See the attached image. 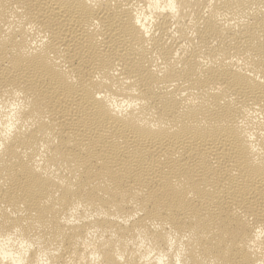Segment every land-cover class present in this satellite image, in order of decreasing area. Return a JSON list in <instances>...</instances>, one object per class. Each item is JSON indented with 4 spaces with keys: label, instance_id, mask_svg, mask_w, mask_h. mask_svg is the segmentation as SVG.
<instances>
[{
    "label": "bare ground",
    "instance_id": "1",
    "mask_svg": "<svg viewBox=\"0 0 264 264\" xmlns=\"http://www.w3.org/2000/svg\"><path fill=\"white\" fill-rule=\"evenodd\" d=\"M0 264H264V0H0Z\"/></svg>",
    "mask_w": 264,
    "mask_h": 264
}]
</instances>
